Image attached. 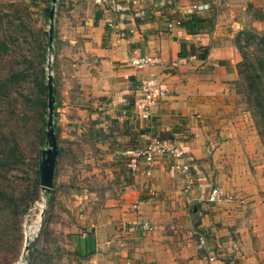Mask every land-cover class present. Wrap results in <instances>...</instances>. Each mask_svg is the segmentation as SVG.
<instances>
[{
  "label": "crops",
  "instance_id": "0c3cea01",
  "mask_svg": "<svg viewBox=\"0 0 264 264\" xmlns=\"http://www.w3.org/2000/svg\"><path fill=\"white\" fill-rule=\"evenodd\" d=\"M217 1L67 0V120L74 134L89 127L86 135L94 138L118 187L104 193L112 203L109 214H101L103 228L97 224L84 238H93L94 254L111 250L118 264H208L211 253L223 264H264V176L250 171L259 163L258 144L248 127L226 121L241 62L233 37L243 28L231 16L217 15L214 23ZM235 1L254 9L252 27L264 33V0ZM199 5L208 9H192ZM192 15L212 23L197 34L167 26ZM135 53L156 56L160 64L137 71L128 63ZM192 54L204 57L190 61ZM152 77L167 94L143 120L134 100ZM172 137L192 166L190 181L170 158H158L149 168L139 164L136 172L119 158L154 138ZM150 183L158 194L153 203L146 202ZM214 187L238 201H202ZM135 222H149L152 230L142 232ZM200 234L204 249L197 248Z\"/></svg>",
  "mask_w": 264,
  "mask_h": 264
},
{
  "label": "rangeland",
  "instance_id": "374dc122",
  "mask_svg": "<svg viewBox=\"0 0 264 264\" xmlns=\"http://www.w3.org/2000/svg\"><path fill=\"white\" fill-rule=\"evenodd\" d=\"M217 2L219 5L212 7L214 23L217 15L231 16L243 28L233 37L241 62L233 90L234 110L226 121L248 127L254 135L259 163L250 166V171L252 176L263 177L264 70L258 61L264 56V46L259 43L264 33L252 27L257 17L253 8L235 0ZM229 3L231 6H226ZM49 6L50 0H0V264H118L117 259H111V250L88 258L76 253L77 244L85 240L90 229L96 230L101 214L111 210L112 199L104 193L118 187L110 168H103V157L94 138L86 135L89 127H82L85 133L81 135L80 131L74 134L67 120V81L71 78L68 75L72 58L67 52V0H58L55 7L51 57L59 154L48 197L39 185L40 151L45 148V9ZM80 75L77 73L75 78ZM34 223L38 225L32 230ZM26 238L30 241L28 251L23 253ZM82 252L86 253L85 247Z\"/></svg>",
  "mask_w": 264,
  "mask_h": 264
},
{
  "label": "built area",
  "instance_id": "2783aa9c",
  "mask_svg": "<svg viewBox=\"0 0 264 264\" xmlns=\"http://www.w3.org/2000/svg\"><path fill=\"white\" fill-rule=\"evenodd\" d=\"M193 10L201 12L207 10L206 5L193 6ZM168 28L180 26L179 21L169 23ZM199 59L198 54L189 56L190 61ZM129 66L137 71H141L149 66L160 64V59L151 55H137L136 53L130 57ZM166 90L162 87L159 80L155 77L146 79L140 88V94L134 100V110L139 118L147 120L157 105V103L166 97ZM121 158L125 159L126 168L131 172H136L139 164H144L146 167L152 166L155 160L161 157L170 158L175 161L173 169L181 176L187 179H192V166L186 159L185 152L181 146V142L176 138H154L147 144L138 146L132 149L124 150L120 153ZM150 176V172H146ZM190 184V183H188ZM157 191L154 189L152 183L149 184L147 203H153L157 198ZM207 204H229L235 202V197L225 194L219 187H214L202 199ZM134 208H137L136 206ZM137 227L142 232H149L152 230V225L149 222H135ZM206 245L205 235L200 234L197 248L204 249ZM208 264H223L221 259L214 253L207 257Z\"/></svg>",
  "mask_w": 264,
  "mask_h": 264
},
{
  "label": "water",
  "instance_id": "95a60500",
  "mask_svg": "<svg viewBox=\"0 0 264 264\" xmlns=\"http://www.w3.org/2000/svg\"><path fill=\"white\" fill-rule=\"evenodd\" d=\"M58 0H50L49 12L47 15V55H46V123L44 134V149L40 151V161L38 166L39 185L44 194L48 197V192L53 188L56 161L59 154L55 128V105L56 92L52 76V54L54 43V16L55 7ZM48 200H46V203ZM42 214V212H41ZM30 239L26 238L23 253L28 251Z\"/></svg>",
  "mask_w": 264,
  "mask_h": 264
},
{
  "label": "trees",
  "instance_id": "16d2710c",
  "mask_svg": "<svg viewBox=\"0 0 264 264\" xmlns=\"http://www.w3.org/2000/svg\"><path fill=\"white\" fill-rule=\"evenodd\" d=\"M45 12H46V15H48L49 7L45 9ZM210 23H212V20H210L209 18L200 17L198 15H192L187 20H184L183 22H181V26L186 30L188 34H197L205 30L206 27L210 25ZM259 43L264 46V37L260 38ZM239 48L241 47L239 46ZM203 57H204L203 55H199L200 59H202ZM258 62L260 63V68L264 70V56ZM238 74H240L239 70H238ZM247 79H249L248 76H247ZM45 89L46 88L44 87V90ZM43 108H46V104L43 105ZM55 109H57V106L55 107ZM10 150L13 154H15L14 147H12ZM19 160L20 158L17 159L16 161H19ZM82 244H84V246H82ZM84 247L86 248L85 254H83L82 252V250H84ZM76 253L83 257H89L92 254H94V240L90 235L88 236L87 239H85V241L79 242V244H77Z\"/></svg>",
  "mask_w": 264,
  "mask_h": 264
},
{
  "label": "bare ground",
  "instance_id": "6f19581e",
  "mask_svg": "<svg viewBox=\"0 0 264 264\" xmlns=\"http://www.w3.org/2000/svg\"><path fill=\"white\" fill-rule=\"evenodd\" d=\"M180 22V21H179ZM180 25H181V22H180ZM35 223H37V222H35ZM34 223V224H35ZM38 225V224H37ZM36 224H35V226H33L31 229L33 230V229H35V227L37 226ZM33 233V232H32ZM35 234V233H34ZM30 236H32V235H30Z\"/></svg>",
  "mask_w": 264,
  "mask_h": 264
}]
</instances>
